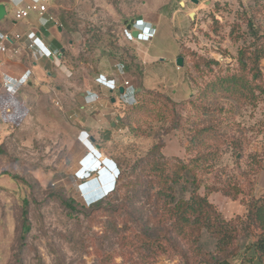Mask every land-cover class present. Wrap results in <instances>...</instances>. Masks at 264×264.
Here are the masks:
<instances>
[{"label":"rangeland","instance_id":"1","mask_svg":"<svg viewBox=\"0 0 264 264\" xmlns=\"http://www.w3.org/2000/svg\"><path fill=\"white\" fill-rule=\"evenodd\" d=\"M78 6L79 12L67 15L58 45L79 56L83 45L72 51L68 40L83 43L94 34L101 59L97 81L109 84L107 77H114L131 87L114 105L101 102L98 112L79 97L96 69L80 63L73 70L56 65L60 81L44 75L36 89L19 95L0 84V264H146L134 241L154 223L155 202L147 198L155 193L153 158L147 156L153 147L165 171L178 161L190 163L200 193L237 183L246 201L264 197V97L251 105L240 97L204 94L212 76H201L194 64L215 60L220 66L214 71L232 72L238 50L252 43L246 21L264 35V0H85ZM145 9L159 12L161 23L152 30L136 20L153 37L130 41L123 23ZM232 27L241 34L238 41ZM178 57L183 67L175 65ZM136 90L142 94L137 111L145 107L141 115L129 108ZM204 127L209 132L199 134ZM199 154L209 155L196 164ZM108 170L116 177L120 172L111 194L113 185L102 181ZM183 190L177 186L176 196L187 198ZM254 239H240L242 249L225 264H258ZM165 248L152 264H185ZM201 248L214 249L206 233Z\"/></svg>","mask_w":264,"mask_h":264},{"label":"trees","instance_id":"2","mask_svg":"<svg viewBox=\"0 0 264 264\" xmlns=\"http://www.w3.org/2000/svg\"><path fill=\"white\" fill-rule=\"evenodd\" d=\"M246 26L252 43L238 50L236 66L232 72L229 70L214 71V67L220 66L215 60L200 58L198 65L196 60L194 61L195 68L199 69L201 76L205 74L212 76L205 84L204 94L210 92L214 96L240 97L251 105H256L258 97H264V68L260 67V61L264 58V35H260L259 27L253 20L248 19ZM237 30L234 31L233 27L231 29V35L235 41L241 37ZM96 41L97 39L93 42ZM89 45L91 48L92 46L96 48L95 43L93 45L89 43ZM204 69H208L207 73ZM141 95L136 90L133 95V103L129 106L138 115H141L145 108L137 111L141 104ZM137 98L138 102H135ZM204 132H209V128L204 127L199 130V134ZM197 138L196 135V147L200 140ZM202 141L203 139L200 142ZM192 146L195 148V144ZM156 149L153 147L147 154L148 158H153L152 164L156 176L155 186L151 187L155 189V193L152 196L147 194V198L155 202L152 216L154 223H148L146 226L148 230L134 241V249L144 262L152 264L159 255L166 254L168 249L165 248V245H167L180 255L185 264H225L242 249L237 244L239 240L253 234L255 239L252 241L251 248L258 262L264 264V197L251 198L246 201L244 190L237 183L227 184L221 189L206 186L203 193H200V180L191 164L178 161L169 166L168 171H165V166L155 157ZM207 155L209 154L196 156V164L201 159H207ZM119 176L120 172L118 171L110 194L115 191ZM102 181L107 183V175ZM180 185L184 187L183 191L188 194L187 198L176 196L177 186ZM213 193H220L232 201H239L246 207V213L225 219L217 206L209 201V196ZM72 204L73 200H70L66 206L71 208ZM27 214L24 209L22 214V232L24 234L29 230ZM204 233L214 240L212 252H204L201 248V239Z\"/></svg>","mask_w":264,"mask_h":264},{"label":"crops","instance_id":"3","mask_svg":"<svg viewBox=\"0 0 264 264\" xmlns=\"http://www.w3.org/2000/svg\"><path fill=\"white\" fill-rule=\"evenodd\" d=\"M14 1L15 0H0V4L5 6V16L0 21V33L9 36V40L2 43L6 51L4 53L0 52V84H2L3 87L7 84L13 89H18L15 95H19L27 90L32 91L36 89V82L39 80L45 81L43 79L44 75L53 82L60 81L62 76L55 71L56 65L65 64V66L68 68L70 67L71 70L74 69V64L73 69L71 65H69L68 57H58L61 50L60 48L62 47L65 50L63 46H59L58 44L63 38V29L67 26V15L70 14V12H79L80 6L78 5L85 2V0H47V12L42 19H40L37 12H31L29 17L22 21H16L14 19ZM136 20H143L146 25L152 30H155L158 24L161 23V15L159 12H151L146 9L142 10L136 17L124 21V28H126L130 22ZM75 32L77 33V31ZM16 35L21 37L19 43L15 40ZM32 38H37L40 43H43L44 47L48 49L47 51L51 52V56L48 58L45 57L38 51L37 47V49H29L27 46L32 43ZM134 42H136V40H134ZM79 44H81V42L77 41L70 49L73 51L78 48ZM16 49L18 50V54L13 55V51ZM73 73L74 77L76 73ZM24 75L25 77H23ZM22 77L23 79L28 77L25 84L18 82ZM107 78L111 81L109 84H101L99 80L95 82L90 78H85L84 84H81L85 86V89L79 97L85 102L84 105L86 103L88 104L85 105L86 109L98 108L101 106V102L107 99L109 100L112 97L121 98L119 94L117 95V90L119 86H122L124 81L118 82L114 77ZM127 87H131L130 84ZM55 88L57 92L61 93L63 91L58 86H55ZM125 92L126 91H124V95L126 96ZM99 96L102 100H99ZM101 185L103 186V183ZM209 201L217 206L225 219H231L235 215H244L246 213L245 208L242 207L239 202L235 203L218 193L211 194L209 196Z\"/></svg>","mask_w":264,"mask_h":264},{"label":"built area","instance_id":"4","mask_svg":"<svg viewBox=\"0 0 264 264\" xmlns=\"http://www.w3.org/2000/svg\"><path fill=\"white\" fill-rule=\"evenodd\" d=\"M15 8H14V19L16 21H22V20H26L31 12H37L40 19L43 18V16L46 14L47 12V0H15ZM142 25L141 23H139L138 21H135L130 30L124 28V34L129 38L130 41H134V40H139V41H143V42H149L151 41L153 34L150 33H146L144 29L141 28ZM136 31L137 32V36L136 38H134L132 36V32ZM9 40V36L6 34H2L0 33V52H5L6 48L5 46L2 44L4 41ZM15 40L17 41V43L20 42L21 37L16 35L15 36ZM32 43L28 44V48L32 49V48H38V51H40L45 57H49L51 56V52L47 51L48 49L46 47H44L43 43H40L38 41L37 38H32ZM36 48V49H37ZM18 54V50H14L13 51V55H17ZM29 76V73H28ZM25 77V75L23 76ZM20 78L18 82H20L21 84H25L28 80V77L23 79ZM129 84L127 82H125L123 84V86L127 87ZM5 90L7 93L10 94H16V92L18 91V89H13L11 88L10 85H4ZM100 165H98L99 167ZM115 172L113 170H108V181L106 183L107 187H110L113 185V183L116 180V176L114 174Z\"/></svg>","mask_w":264,"mask_h":264},{"label":"flooded vegetation","instance_id":"5","mask_svg":"<svg viewBox=\"0 0 264 264\" xmlns=\"http://www.w3.org/2000/svg\"><path fill=\"white\" fill-rule=\"evenodd\" d=\"M73 32L76 33L75 30H73ZM87 36H88L87 37L88 38L87 42L81 43L83 45V53L84 54H82V55L79 54V56H76L77 54H74L69 49L68 50L65 49L64 52L61 54L60 58L61 57L62 58L63 57H68L69 58V63H70L69 65H71L72 69H73V64L76 65V64H79V63L81 64V68H84V69H88L89 70L90 68L91 69L95 68L96 70H94V73H92V72H90V73H92L91 74L92 77L95 75V78L93 77V80L96 82L97 77L99 75V70H98L99 66L98 65L100 64V62H101L100 60L101 59H99V56H95V52L97 51L96 48L94 46H92V48H91L90 45H89V43L92 44V42L95 40V35L92 34L91 36H89L88 33H87ZM68 41L70 42V43H68V45L71 48L72 45L74 44V41H73V39H69ZM60 49H62V47ZM73 74H71V75L73 76ZM125 82H127V81H124L123 84ZM127 83L129 84V82H127ZM120 87L121 86H119V88ZM122 87L124 88L125 86H122ZM124 91H125V88H124ZM86 92H84V93H86ZM118 94L122 95V94L119 93V90H117V95ZM79 95H81V94H79ZM100 99L102 100V98H100V96H99V100ZM116 101H117V97H112V98L109 99V102L111 104H113V105L115 104ZM97 111L100 112V108L99 107L97 108Z\"/></svg>","mask_w":264,"mask_h":264},{"label":"water","instance_id":"6","mask_svg":"<svg viewBox=\"0 0 264 264\" xmlns=\"http://www.w3.org/2000/svg\"><path fill=\"white\" fill-rule=\"evenodd\" d=\"M191 2L192 3H194V4H197L198 3V0H191ZM181 4V6H183V3H180ZM193 13H191L189 16L191 17V18H193ZM5 16V6L3 5V4H0V21L3 19V17ZM132 24H133V21L132 22H130V24L126 27L128 30H130V28H131V26H132ZM132 36L134 37V38H136V36H137V32L136 31H133L132 32ZM64 52V49L62 48L61 50H60V54L58 55V57H60L61 56V54ZM175 65L177 66V67H183V65H184V59L182 58V57H178L177 59H176V61H175ZM119 93L120 94H124V88L123 87H120L119 89ZM140 90H138V92H139ZM118 119H120L119 117H118ZM87 160V159H86ZM86 160L84 161V162H86Z\"/></svg>","mask_w":264,"mask_h":264},{"label":"bare ground","instance_id":"7","mask_svg":"<svg viewBox=\"0 0 264 264\" xmlns=\"http://www.w3.org/2000/svg\"><path fill=\"white\" fill-rule=\"evenodd\" d=\"M193 16H194V15H193ZM99 170H102V166H101V165L98 167V171H99Z\"/></svg>","mask_w":264,"mask_h":264}]
</instances>
